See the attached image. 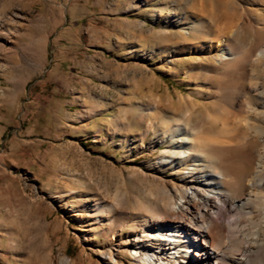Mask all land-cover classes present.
Segmentation results:
<instances>
[{"label":"rangeland","instance_id":"obj_1","mask_svg":"<svg viewBox=\"0 0 264 264\" xmlns=\"http://www.w3.org/2000/svg\"><path fill=\"white\" fill-rule=\"evenodd\" d=\"M225 1L0 0V264H134L143 217L186 194L201 204L206 168L150 130L180 98L178 118L220 126L208 144L237 122L250 175L264 151V0H230L237 20ZM226 40L250 59L251 123L221 106L240 86L205 78L228 70Z\"/></svg>","mask_w":264,"mask_h":264},{"label":"bare ground","instance_id":"obj_2","mask_svg":"<svg viewBox=\"0 0 264 264\" xmlns=\"http://www.w3.org/2000/svg\"><path fill=\"white\" fill-rule=\"evenodd\" d=\"M224 6L230 18L238 16L232 1L226 0ZM198 27L194 25L192 28L196 34L202 29V26ZM258 27L259 33H264L263 24L259 23ZM242 29L241 26L233 34L237 37L242 35ZM225 42L217 60L225 62L228 70L218 77L207 75L205 78L208 81L217 80L219 85L230 83L240 86L241 89L232 87L223 90L221 106L235 120L242 123L244 116L251 123L255 120L252 111H256L252 98L247 102L248 106L245 101H240L241 96L259 91L256 87L247 86L252 78L247 70L250 59L238 55L235 42L234 47L228 40ZM256 56L255 66L258 68L264 61V46ZM179 105V110L168 119L159 112V124H155V127L151 125L150 130H159L164 140L182 138L179 143L185 150H181L183 155L179 159L185 163L191 160L202 163L201 166L206 169L200 177L201 185L207 194L202 195L201 204H191L186 194L177 198L162 216L150 214L143 217L138 224L140 230L136 239L127 252L134 264H264V151L256 152L258 160L252 165L250 175H240L239 172L251 164L243 155L245 149L239 144L243 130L237 126V122L229 126L224 143L208 144L205 136L213 131L221 132L220 126L216 123L206 128L193 126L190 110L185 112L183 118H178L184 110H181V98ZM255 114L259 115L258 112ZM183 130L188 132L185 133L186 137L181 135ZM199 192L202 193L195 188L192 195L199 197ZM62 264H66V261Z\"/></svg>","mask_w":264,"mask_h":264}]
</instances>
